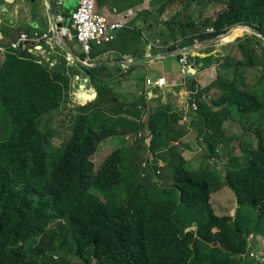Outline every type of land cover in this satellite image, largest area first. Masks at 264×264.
I'll use <instances>...</instances> for the list:
<instances>
[{
	"label": "trees",
	"instance_id": "trees-1",
	"mask_svg": "<svg viewBox=\"0 0 264 264\" xmlns=\"http://www.w3.org/2000/svg\"><path fill=\"white\" fill-rule=\"evenodd\" d=\"M179 2L184 15L175 8ZM194 6L199 9L190 14ZM156 15L169 39L180 42L169 52L239 26L264 34V0H167ZM233 39L241 60L190 57L217 71L209 88L201 91L195 81L190 87L198 91L190 126L197 127L207 165L192 172L185 151H175L163 164L172 171L168 180L159 178L168 188L153 180L157 162L149 155L165 160L162 153L174 152L186 126L183 113L168 104L152 109L147 124L127 123L126 132L109 128L117 125L103 107L116 99L111 84L91 78L96 100L68 113L72 77L37 63L28 51L0 55V264H255L246 256L247 236L264 238V42L241 30ZM79 57L86 59L83 52ZM248 70L257 75L251 87ZM80 95L81 104L93 99ZM137 106L143 109V98ZM58 116L72 135L57 146ZM146 130L151 149L144 138L136 140ZM245 133L255 145L234 155L231 148ZM210 159L226 163L224 180ZM223 189L238 202L234 215L213 206Z\"/></svg>",
	"mask_w": 264,
	"mask_h": 264
},
{
	"label": "crops",
	"instance_id": "crops-1",
	"mask_svg": "<svg viewBox=\"0 0 264 264\" xmlns=\"http://www.w3.org/2000/svg\"><path fill=\"white\" fill-rule=\"evenodd\" d=\"M156 1H98L97 10L101 12L100 14L106 16L111 21L123 22L125 28L117 33L116 39L112 43L106 44V48L96 51L93 55L90 54V61L86 64L90 66L95 64V69L83 67L80 64L74 63L72 59L68 60L67 54L62 49L55 47V42L51 40L53 34L48 18L46 0H0V49L3 47L10 48L24 33L32 36L36 32L40 35L48 34L47 39H40L33 43V52L25 48L17 52L28 51V53L34 56L37 63L42 65L47 64L54 71L59 73L63 71L67 76L72 77L71 93L73 102L70 103L71 105L77 104L76 100L79 103L78 105L81 104L80 100L75 98L76 96L81 97V92L93 94V99L89 100V103H93L96 100L97 93L93 90L91 78L94 77L98 81L111 84V93L118 101L114 99L111 105L107 103L103 107L107 111L105 113L117 125L123 123H126V126L127 123L141 124L143 120H146V115L148 116V113L152 109L168 104H171L174 110L180 112L183 108L187 112L186 95L190 92L192 81H195L198 89L201 91L209 88L217 78V71L214 66L202 69L203 64L198 67L190 65L189 70L185 71L179 63V58L170 55L164 58L152 59L151 62L143 66L127 68L121 65V63H130L169 54V49L173 46L176 47L180 43L175 45L169 39L168 34H166V29L163 26L157 25L156 12L160 6L157 7L155 5ZM51 2L55 5L58 0H51ZM68 2L69 7L74 10L79 0H68ZM22 28L25 29L19 32ZM235 40L228 39L225 43H232ZM218 46L219 44H215L203 49L213 50L212 54L207 55L206 51L200 50L190 57L205 59L217 56L216 59L218 60V50L216 51V49H220ZM78 48L80 53L73 48L72 50L78 59L82 61L79 57L82 50L80 46ZM238 56L240 57V55ZM105 63L107 65H104ZM87 69L94 70L93 74H89L86 71ZM186 74H190L191 77L188 78ZM160 78L166 79V88L160 90L153 88L151 89L153 92L145 93L147 90L145 86L146 81L151 79L153 82H156ZM83 87L86 90H92V93L83 92ZM108 97L110 98V95ZM142 98L145 101L143 109L138 108V106L136 107V103ZM120 99L122 103L119 102ZM83 104L85 103L83 102ZM143 135L144 133L140 134L136 140L143 138ZM129 139L130 136H127L126 140Z\"/></svg>",
	"mask_w": 264,
	"mask_h": 264
},
{
	"label": "rangeland",
	"instance_id": "rangeland-1",
	"mask_svg": "<svg viewBox=\"0 0 264 264\" xmlns=\"http://www.w3.org/2000/svg\"><path fill=\"white\" fill-rule=\"evenodd\" d=\"M99 1V0H98ZM167 0H165L166 2ZM164 0H157L155 2V5L158 6H164L165 4ZM175 8L177 10H179L181 13V15H184L185 13H183V4L181 2H179V4L175 5ZM214 7H212L209 11H211ZM199 8L194 6L192 7L191 9H189V13L190 14H193L194 12H197ZM70 13L72 11L71 8H69ZM97 12H99V10H97ZM101 13V12H99ZM168 19V17L166 18V20ZM69 23H70V20H69ZM163 26V25H161ZM164 29H166L164 26H163ZM25 28H22V29H18L19 32H22ZM73 33H75V31L73 30L72 31ZM238 40V39H237ZM237 40L233 43H225V41L223 42V45L225 46H221V44H219L218 48L220 49H216V51L218 50L217 54H220L222 56V58H225L227 56H229L230 58H234L235 60H241V56L239 57L238 55L240 50H238L237 48ZM69 45L75 49L78 53H80V50L78 48V44H76L75 41H70L69 42ZM107 46L106 45H103V46H96V45H92V55L96 52V51H100L101 49H104L106 48ZM260 51H262V49H260ZM203 52V51H202ZM205 53V52H203ZM261 53V52H260ZM190 62H196L195 60L193 61H190ZM215 67V66H214ZM251 70H248V76L245 75V80L247 82V84L251 87V86H254L255 85V82H253L251 79H256V74L254 73H250ZM252 72V71H251ZM90 74H91V71H90ZM239 80V79H238ZM241 83V82H240ZM90 90V89H89ZM187 96V95H186ZM204 100L207 101V95H204ZM118 98V96H117ZM109 102H110V99L108 97L107 99ZM150 101V100H149ZM120 103H122V100L120 99L119 100ZM76 103L77 104H74V105H67V112L70 110H77V105L79 104L76 100ZM69 113V112H68ZM152 114V113H151ZM193 111H188L187 110V118L186 120H184V123L186 126L182 127L180 131L181 132V141H179V143L177 145H175V149L173 148L174 152H165L164 154L162 153V155L166 158L165 160L160 158L159 156L156 155V157L154 156V154H152V157L150 158H153L155 159V161L158 163L159 161H162L163 164H167L169 162H171L172 160V156L174 154H176L175 151H177V154L178 153H182L183 151H185V154L190 158V163L188 164V166H186V168L192 172H196L200 169H203L206 167L207 165V162L205 160V154H204V151L199 147L198 145V137H199V132L198 130L196 129L197 127L195 128H192L190 125H191V119H192V116H193ZM65 116H68V118L70 117L68 114L65 115ZM146 120L141 123H146L147 124V121H148V118H149V113H148V116L146 115ZM183 123V124H184ZM54 124H55V127H54ZM69 122L68 120L65 121V119L63 117H55V120L52 124V127L54 128V130L57 132V138L54 140V144L55 145H60V144H64L65 142H67L70 138V136L72 135V132L70 130H68L67 128H69ZM109 128H113V129H117V130H124L125 127H126V123L124 124H119V125H116V126H113V124H109L108 125ZM234 126V125H233ZM179 129V128H178ZM240 130V129H239ZM238 130V132H239ZM150 132L149 131H145L144 132V135H143V138L146 137ZM240 133V132H239ZM246 134V133H245ZM254 136V135H253ZM116 142V141H115ZM252 145L254 144L255 145V140L252 138V134L250 133H247L245 136L242 137V140H238L234 143V145L232 146L231 148V151L234 155H237L239 156L240 153V149L241 148H245V146L247 145ZM183 145H186V146H183ZM177 149V150H176ZM178 149H180L178 151ZM145 156H146V153H143V158L145 159ZM177 158V157H176ZM193 158V159H192ZM215 161L216 160H211L210 159V163L208 162V166H210L211 168H213V166H217V172L220 174V177H221V180H224L225 179V176H224V171H225V168H226V163H223V161L221 162V164H215ZM164 169V168H163ZM161 170V176H163V174H165V177L167 178L168 180V177L169 176V173L171 174L172 171L167 169V170ZM214 169V168H213ZM161 178V177H160ZM159 185L158 187L160 188H168L170 186L169 182L168 181H165V180H162L160 179L158 181ZM157 183V184H158ZM171 187V186H170ZM212 202H213V206L215 208V210H217V212L219 214H224V213H231V210L234 206V203L236 202V200L234 199V194L229 191L228 189H223L222 191H217L215 192L214 196H213V199H212ZM224 212V213H223ZM195 229V227L193 228ZM261 239L260 236L257 237V239ZM253 247H258V248H261V251L263 249V253H264V241L263 239L260 240V241H255L253 243Z\"/></svg>",
	"mask_w": 264,
	"mask_h": 264
},
{
	"label": "built area",
	"instance_id": "built-area-1",
	"mask_svg": "<svg viewBox=\"0 0 264 264\" xmlns=\"http://www.w3.org/2000/svg\"><path fill=\"white\" fill-rule=\"evenodd\" d=\"M97 3L98 0H79L77 7L72 10L70 14V23L71 29L75 31L74 34L71 33L69 29L65 30L64 35L69 40H76L77 43L81 46L84 53L87 55L86 62L90 61L89 54L92 50V45L102 46L105 44H110L116 39V35L119 31H121L125 24L120 21H111L106 16L97 12ZM207 34H213V30H207ZM48 34L40 35L38 32L34 33V35H29L28 33H24L20 36V38L13 43L12 48L14 50H19L21 48H25L30 50L34 49L33 43L40 39H47ZM52 40V39H51ZM1 52L3 54H7V49L2 48ZM180 64L183 65L184 69H187V60L184 57L180 61ZM147 86L150 89L153 88H163L166 85V79L161 78L155 83H153L150 79L146 81ZM196 93H189L186 97L188 101L187 109H191L193 112H197L198 104L197 101L192 98ZM152 140V136L149 133V137L146 138L145 144L149 148ZM150 153V152H149ZM148 153V154H149ZM152 155H149V162L154 161L155 159L150 158ZM144 168H147V164L143 165ZM158 168H162L163 164L159 163L157 165ZM160 170L156 172L155 176L160 175ZM253 238V235L250 236V239ZM250 258L259 259V255L254 251L250 252ZM263 260V259H262Z\"/></svg>",
	"mask_w": 264,
	"mask_h": 264
},
{
	"label": "water",
	"instance_id": "water-1",
	"mask_svg": "<svg viewBox=\"0 0 264 264\" xmlns=\"http://www.w3.org/2000/svg\"><path fill=\"white\" fill-rule=\"evenodd\" d=\"M47 2V12H48V18L50 21V25L52 27V34H53V38L52 41L55 42L54 45L56 48L62 49L67 55H69L72 60L74 61V63L80 64L83 67H92L93 69L96 68V65H87L86 63L82 62L81 60L78 59V57L75 55V53L73 52L71 46L69 45L67 39L62 35V29H65L68 26V19H69V15L67 14L68 10H69V2L68 0H58V2L53 5V3L51 2V0H46ZM59 15V17L57 18V16ZM1 16V15H0ZM61 29V31H60ZM237 29H243L246 33L251 34L253 36H256L258 38H260L263 42H264V34L258 32L257 30H252L249 28H245V27H235L232 31H230L228 34L217 37V38H213L204 42H200L198 44H195L193 46H190L186 49H182L179 50L177 52L174 53H169L166 55H160V56H155L152 57L151 59H144V60H139V61H134V62H130V63H121V65H124L127 68H131V67H138V66H143L149 62H151L152 59H157V58H161V57H166L167 55L170 56H174V57H179L182 55H189V54H194L200 50H203L205 48H208V46L212 45V44H221L224 42L225 38H228L232 32L234 30ZM104 65H107V63H105ZM72 66H74V64H72ZM187 77L190 78L191 75L187 74ZM81 100V98H79Z\"/></svg>",
	"mask_w": 264,
	"mask_h": 264
},
{
	"label": "clouds",
	"instance_id": "clouds-1",
	"mask_svg": "<svg viewBox=\"0 0 264 264\" xmlns=\"http://www.w3.org/2000/svg\"><path fill=\"white\" fill-rule=\"evenodd\" d=\"M98 4V3H97ZM72 12V11H71ZM71 14V13H70ZM69 20H70V16H69V19H68V26L65 28V29H62V35L67 39V41L69 40L65 35H64V33H65V30H67V29H69L70 31H71V33L72 34H74L72 31V29H71V23H69ZM239 27H241V26H239ZM125 28V27H124ZM123 28V29H124ZM122 29V30H123ZM234 29V28H233ZM232 29V30H233ZM232 30H230V31H232ZM60 31H61V29H60ZM229 31V32H230ZM228 32V33H229ZM227 33V34H228ZM226 35V34H225ZM223 36V35H222ZM220 37V36H219ZM20 38V37H19ZM53 38V37H52ZM213 39V38H212ZM237 40V39H236ZM235 40V41H236ZM69 41H76V40H69ZM235 41H233V42H235ZM53 42V41H52ZM232 42V43H233ZM76 44H78L77 43V41H76ZM13 45V44H12ZM12 45H11V47L10 48H5V49H7V54H3L2 52H1V49H0V55H5V56H7L8 54H10V53H12V52H17V51H20L21 49H19V50H14L13 48H12ZM40 45V44H39ZM79 45V44H78ZM106 45V44H105ZM80 46V45H79ZM97 46V45H96ZM103 46V45H102ZM221 46H223V43H221ZM81 47V46H80ZM4 48V47H3ZM184 49H186V48H184ZM206 49V48H205ZM81 50H82V52L84 53V51H83V49L81 48ZM179 50H182V49H177V51H179ZM177 51H175V52H177ZM91 52H92V50H91ZM91 52H90V54H91ZM170 53H174V52H170ZM85 54V53H84ZM90 54H89V56H90ZM86 55V54H85ZM192 54H189V55H182V56H179L178 58H179V63H180V61L182 60V59H184V57L186 58V60H187V65H188V67H187V69H184L185 71H187V70H189V68H190V65H195L196 67H198L199 65H196V64H194V63H192V62H189L190 61V56H191ZM67 57V59L68 60H71L72 58L69 56V55H67L66 56ZM86 58H87V55H86ZM82 62H84V63H88V62H86V59L85 60H82ZM181 65V64H180ZM182 66V68H183V65H181ZM189 73V72H188ZM187 75V74H186ZM161 79V78H160ZM151 80V79H150ZM152 81V80H151ZM158 81V80H157ZM153 82V81H152ZM153 83H155V82H153ZM146 86V88H147V90L145 91V93H151V91H153V90H151L148 86H147V84L145 85ZM166 86H167V81H166V85H165V87H163V88H166ZM159 89V88H158ZM160 89H162V88H160ZM159 89V90H160ZM93 90H95V89H93ZM198 92V91H197ZM97 93V92H96ZM189 93H193V92H189ZM75 97V96H74ZM76 99H79V98H81V97H79V96H76L75 97ZM80 100V99H79ZM81 100H82V98H81ZM81 100L79 101V102H81ZM187 101V100H186ZM89 103V101H87V102H85V104H80V105H77V107L78 106H82V105H87ZM187 104H188V101H187ZM185 106V105H184ZM188 110V109H187ZM188 111H191V109H189ZM198 111V110H197ZM150 113V112H149ZM180 113H183L184 115H185V117H184V119L185 118H187L188 116H187V112L182 108V110L180 111ZM193 113H196V112H193ZM146 131H149V130H146ZM150 132V131H149ZM150 135L152 136V139H153V135L151 134V132H150ZM149 137V134L146 136V137H144V140H146V138H148ZM146 145V144H145ZM151 146H152V140H151V143H150V149H151ZM147 147V146H146ZM148 148V147H147ZM147 155V154H146ZM146 157V156H145ZM160 162V161H159ZM159 162L157 163V165L159 164ZM145 164V163H144ZM143 164V165H144ZM163 164V163H162ZM157 167V166H156ZM142 168L143 169H146V168H144L143 166H142ZM154 168V167H153ZM155 170H156V172L158 171V170H160V172H161V170L163 169V167L162 168H154ZM151 170V173H152V175H153V180H156L155 181V183L157 184L158 183V181H159V178L161 177V173H160V175H158V176H155L156 175V172H155V170ZM142 177L143 178H146V175H142ZM238 208V202H237V200H236V202L234 203V206H233V209H232V211H231V213H232V215H234L235 214V212H236V209ZM194 228V227H193ZM251 235H253V238L252 239H250V236ZM258 236H260L261 237V239H257V237ZM263 239V241H264V238H263V236L262 235H257V234H255V233H250L248 236H247V243H248V247H247V250H248V254H247V256H246V258L249 260V261H251V262H253V263H255V264H264V253H263V249H262V251H261V248H258V247H253V243L255 242V241H260V240H262ZM251 251H254L255 253H257L258 255H259V259H256V258H250V252ZM263 259V260H262Z\"/></svg>",
	"mask_w": 264,
	"mask_h": 264
},
{
	"label": "bare ground",
	"instance_id": "bare-ground-1",
	"mask_svg": "<svg viewBox=\"0 0 264 264\" xmlns=\"http://www.w3.org/2000/svg\"><path fill=\"white\" fill-rule=\"evenodd\" d=\"M238 30H241V31H244L243 29H237V30H234L233 32H232V34L228 37V38H225V40L227 41L228 39H230L231 40V37L234 35V33L236 32V31H238ZM245 32V31H244ZM224 40V41H225ZM212 45H215V44H212ZM212 45H210V46H212ZM209 47V46H208ZM84 88V87H83Z\"/></svg>",
	"mask_w": 264,
	"mask_h": 264
},
{
	"label": "flooded vegetation",
	"instance_id": "flooded-vegetation-1",
	"mask_svg": "<svg viewBox=\"0 0 264 264\" xmlns=\"http://www.w3.org/2000/svg\"><path fill=\"white\" fill-rule=\"evenodd\" d=\"M67 14L70 16V11H68Z\"/></svg>",
	"mask_w": 264,
	"mask_h": 264
}]
</instances>
